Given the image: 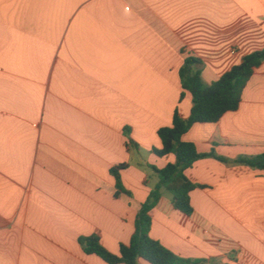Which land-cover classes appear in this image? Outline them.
<instances>
[{
	"label": "crops",
	"instance_id": "0c3cea01",
	"mask_svg": "<svg viewBox=\"0 0 264 264\" xmlns=\"http://www.w3.org/2000/svg\"><path fill=\"white\" fill-rule=\"evenodd\" d=\"M263 48L264 0H0V264H107L79 239L129 244L150 167L175 162L152 153L158 131L191 113L185 60L212 83ZM184 140L229 160L264 154V63L236 112ZM120 165L131 196H115ZM186 176L194 212L164 192L151 237L208 264H264V171L207 158Z\"/></svg>",
	"mask_w": 264,
	"mask_h": 264
},
{
	"label": "trees",
	"instance_id": "16d2710c",
	"mask_svg": "<svg viewBox=\"0 0 264 264\" xmlns=\"http://www.w3.org/2000/svg\"><path fill=\"white\" fill-rule=\"evenodd\" d=\"M264 63V48L245 56L241 64L233 67L218 81L208 83L202 76L201 61L187 58L180 69V79L184 91L192 96V109L189 118L184 119L175 111L171 127L158 131L162 142L161 149H153L158 157L174 155L175 162L162 169L150 167L157 178V184L151 190L148 199L142 204L136 220L135 231L129 244H121L119 254H113L104 248L96 235L79 239L87 255H95L107 264H138L144 260L149 264H208L206 259H191L177 256L150 235L152 227L151 212L160 202L164 192L170 194L175 210L190 216L194 212L190 194L200 186L193 184L186 176V171L203 159L211 158L227 165H244L264 171V154L229 160L216 154L200 153L196 145L184 140V136L196 124H216L229 112H236L242 102L244 90L256 69ZM129 133V131H127ZM129 147L138 150L136 143L129 138ZM127 165L111 169L116 182V197L121 194L131 196L121 179V171Z\"/></svg>",
	"mask_w": 264,
	"mask_h": 264
}]
</instances>
